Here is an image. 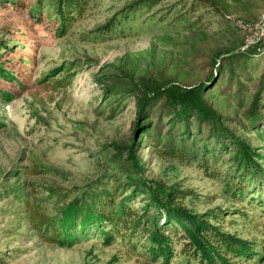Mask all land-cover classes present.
I'll use <instances>...</instances> for the list:
<instances>
[{"label": "rangeland", "instance_id": "rangeland-1", "mask_svg": "<svg viewBox=\"0 0 264 264\" xmlns=\"http://www.w3.org/2000/svg\"><path fill=\"white\" fill-rule=\"evenodd\" d=\"M131 1L90 0L66 34L56 37L49 0H0V66L10 73H0V251L5 264H165L149 259L143 248L131 251L120 239L104 245L95 237L69 248L46 243L26 221L22 202L30 189L33 197L46 195L43 187L49 185L72 191L118 169L116 145L131 135L135 106L129 96L104 95L95 81L100 65L122 57L136 74L155 65L191 83L201 73L196 62L216 49L234 52L244 42L252 45L264 22V0H212L215 6L196 10L192 0H161L131 22L123 21L121 31H93ZM37 9L42 23L30 16ZM62 66V72H52ZM212 101L218 104L220 97ZM249 136L264 157V140ZM143 153L146 177L179 181L196 192L186 202L195 212L217 206L244 211L246 216L229 214L224 229L255 241L258 254L243 264H264L260 182L247 185L243 201L235 202L224 187L229 164L219 166V177H211L195 165ZM179 261L177 256L167 264Z\"/></svg>", "mask_w": 264, "mask_h": 264}, {"label": "trees", "instance_id": "trees-1", "mask_svg": "<svg viewBox=\"0 0 264 264\" xmlns=\"http://www.w3.org/2000/svg\"><path fill=\"white\" fill-rule=\"evenodd\" d=\"M89 1L49 0L56 37L66 34ZM160 1L132 0L93 31H121L123 21L131 22L137 12ZM191 4L193 10L215 6L212 0H192ZM30 16L40 23L45 19L39 9ZM233 27L241 29L238 24ZM243 46L234 52L216 49L196 62L201 73L191 83L155 65L136 74L122 57L100 65L95 81L104 95L129 96L134 101L131 135L116 145L117 170L72 191L49 185L43 187L47 194L42 197H33L32 189L24 193L26 221L39 238L66 248L95 237L104 245L120 239L131 251L143 248L149 259L165 264L177 256L181 258L177 264H243L254 258L258 254L254 240L224 229L229 214L244 211L217 206L195 212L186 204L197 195L193 189L179 181L168 183L144 175L143 151L147 150L195 165L211 177H219V166L229 164L224 187L235 202L243 201L249 185L260 182L264 186V157L249 136L264 140V37ZM0 73L10 74L1 66ZM216 96L218 104L212 101ZM115 114L113 106L109 116ZM5 263L0 251V264Z\"/></svg>", "mask_w": 264, "mask_h": 264}, {"label": "built area", "instance_id": "built-area-1", "mask_svg": "<svg viewBox=\"0 0 264 264\" xmlns=\"http://www.w3.org/2000/svg\"><path fill=\"white\" fill-rule=\"evenodd\" d=\"M259 29H260L259 37H264V23L263 22L261 23V26Z\"/></svg>", "mask_w": 264, "mask_h": 264}]
</instances>
